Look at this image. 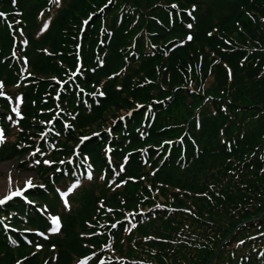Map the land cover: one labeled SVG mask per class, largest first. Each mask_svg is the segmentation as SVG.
Here are the masks:
<instances>
[{"label":"trees","instance_id":"trees-1","mask_svg":"<svg viewBox=\"0 0 264 264\" xmlns=\"http://www.w3.org/2000/svg\"><path fill=\"white\" fill-rule=\"evenodd\" d=\"M0 14V163L44 183L0 206V264H264V0Z\"/></svg>","mask_w":264,"mask_h":264},{"label":"rangeland","instance_id":"rangeland-1","mask_svg":"<svg viewBox=\"0 0 264 264\" xmlns=\"http://www.w3.org/2000/svg\"><path fill=\"white\" fill-rule=\"evenodd\" d=\"M87 21L88 20H82V30L86 27L88 23ZM79 70H82L81 67L76 66L74 69V72H76L75 74H78ZM6 96L5 91L0 86V99L6 100ZM8 108L9 110H7V113H4V103L0 101V122H2L3 117L4 119H7L10 123L11 133L16 134L19 129L18 122L22 120V114L19 112L16 113V111H10L9 106ZM8 113L14 114V117H9V115H7ZM124 114V110H121L117 116L120 117ZM109 117L110 120L108 119L104 124L105 129L109 127L112 122L111 120L115 119L112 115ZM0 133L3 134L4 138H8V133L6 136V130L3 128V125H0ZM14 140H16V138H14ZM2 144L3 143H0V147ZM37 159L36 156H33L32 158L15 156L12 160L0 163V201H3V203H0V206H4L8 204L9 201L11 202L16 198L24 200L23 196L30 193L32 189L44 186V183H42L37 177L38 175L36 171L39 166ZM36 204L37 203H34L35 206ZM54 221H56L54 218H50L49 223L52 230L58 232L60 225L58 230H54L56 228Z\"/></svg>","mask_w":264,"mask_h":264},{"label":"snow or ice","instance_id":"snow-or-ice-1","mask_svg":"<svg viewBox=\"0 0 264 264\" xmlns=\"http://www.w3.org/2000/svg\"><path fill=\"white\" fill-rule=\"evenodd\" d=\"M0 15H2V14H0ZM3 142H4V136H3L2 133H0V143H3ZM0 203H3V201H0ZM54 223L56 224V228H55L54 230H58V227H59V221L56 220V221H54Z\"/></svg>","mask_w":264,"mask_h":264}]
</instances>
